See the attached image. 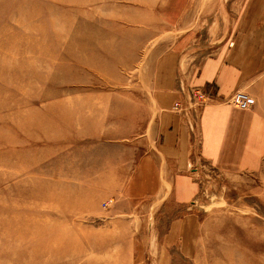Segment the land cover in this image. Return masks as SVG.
Listing matches in <instances>:
<instances>
[{"label":"rangeland","instance_id":"obj_1","mask_svg":"<svg viewBox=\"0 0 264 264\" xmlns=\"http://www.w3.org/2000/svg\"><path fill=\"white\" fill-rule=\"evenodd\" d=\"M186 37L234 56L264 111V0H0V264H264V163L203 168L193 257L166 240L179 210L121 223L130 179L86 175L143 133L154 64Z\"/></svg>","mask_w":264,"mask_h":264},{"label":"crops","instance_id":"obj_2","mask_svg":"<svg viewBox=\"0 0 264 264\" xmlns=\"http://www.w3.org/2000/svg\"><path fill=\"white\" fill-rule=\"evenodd\" d=\"M188 37L154 64L149 97L152 114L143 133L137 126L131 138L106 143L110 147L105 148V155L120 162L108 173L105 169L86 173L130 179L125 192L132 203L115 207L112 216L121 218V223H140L134 220L138 215L153 212L156 216L165 207L180 214L188 211V202L200 191L199 178L206 166L238 174L263 167L262 106L257 100L249 110L230 104L236 91L244 90L255 98L258 89L249 86V74L236 58L216 47L214 41L199 45ZM197 89L211 100L196 102L191 93ZM175 103L180 108H175ZM140 145L146 146L142 155ZM124 153H129L130 159L124 160ZM127 214L133 216L131 221L124 219ZM197 221L195 214L183 213L169 222L166 240L171 244L179 241L187 257L197 256L199 251Z\"/></svg>","mask_w":264,"mask_h":264},{"label":"built area","instance_id":"obj_3","mask_svg":"<svg viewBox=\"0 0 264 264\" xmlns=\"http://www.w3.org/2000/svg\"><path fill=\"white\" fill-rule=\"evenodd\" d=\"M191 96L199 103H203L209 99L207 93L201 89L193 90ZM230 104L238 110H249L256 104V99L248 92L238 90L231 96ZM175 108H180V104L175 103Z\"/></svg>","mask_w":264,"mask_h":264}]
</instances>
